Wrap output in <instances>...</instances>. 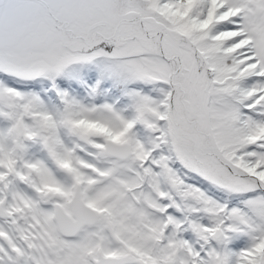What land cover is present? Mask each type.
<instances>
[{
    "label": "snow or ice",
    "instance_id": "obj_1",
    "mask_svg": "<svg viewBox=\"0 0 264 264\" xmlns=\"http://www.w3.org/2000/svg\"><path fill=\"white\" fill-rule=\"evenodd\" d=\"M0 264H264V0H0Z\"/></svg>",
    "mask_w": 264,
    "mask_h": 264
}]
</instances>
